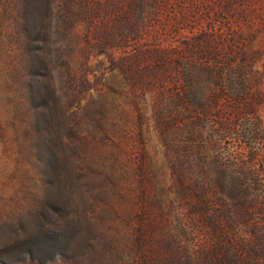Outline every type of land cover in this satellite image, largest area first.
I'll return each mask as SVG.
<instances>
[{"label":"rangeland","instance_id":"374dc122","mask_svg":"<svg viewBox=\"0 0 264 264\" xmlns=\"http://www.w3.org/2000/svg\"><path fill=\"white\" fill-rule=\"evenodd\" d=\"M16 1L0 0V242L33 186ZM49 1L43 51L62 57L45 83L82 138L74 147L63 129L76 264H264V143L223 100L236 85L225 91L218 64L243 59L247 36L260 46L264 0Z\"/></svg>","mask_w":264,"mask_h":264},{"label":"trees","instance_id":"16d2710c","mask_svg":"<svg viewBox=\"0 0 264 264\" xmlns=\"http://www.w3.org/2000/svg\"><path fill=\"white\" fill-rule=\"evenodd\" d=\"M49 5V0L16 1L13 22L16 40L22 50L20 68L26 78L24 87L28 99L33 105L27 106L28 120L24 130L27 166L23 175L30 176L33 186L20 199L29 198V204L17 216L12 236L6 242H0V264H49L56 260L76 264L77 248L82 240L78 220L66 218L70 184L62 154L63 129L69 127L65 138L74 147L75 143H82V138L70 125L75 119L74 112L54 106L45 83L52 64L62 57L57 52L49 56L43 51L50 34ZM237 49L243 59L236 62L224 56L218 62L224 71L221 80L225 91H230L232 85L227 77L234 76L236 85V89L223 96V100L233 102V113L254 117L257 124L255 134L260 135L258 139L263 144L264 120L259 105L264 101V38L260 46L255 47L254 40L247 36L241 39ZM82 52V66H85L90 57V46L84 47ZM260 61L263 62L262 69L252 70L253 64ZM84 69L78 83L86 90L89 85L87 68ZM84 246L89 247L86 243ZM116 253L113 252L117 257L119 254Z\"/></svg>","mask_w":264,"mask_h":264}]
</instances>
